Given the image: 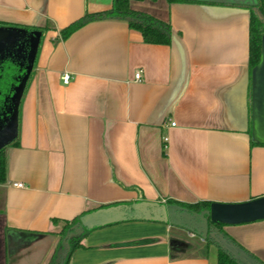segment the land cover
Returning <instances> with one entry per match:
<instances>
[{
  "label": "crops",
  "instance_id": "0c3cea01",
  "mask_svg": "<svg viewBox=\"0 0 264 264\" xmlns=\"http://www.w3.org/2000/svg\"><path fill=\"white\" fill-rule=\"evenodd\" d=\"M112 4L0 0V25L45 30L19 104L17 144L6 147L0 264H52L64 221L102 205L264 196V143L251 144L243 88L247 9L225 1L131 0L132 9L172 24L171 45L146 43L116 18L61 39L70 23ZM224 231L264 262V219L225 224ZM193 240L169 223L121 222L91 231L69 264H217V247L206 255Z\"/></svg>",
  "mask_w": 264,
  "mask_h": 264
},
{
  "label": "water",
  "instance_id": "95a60500",
  "mask_svg": "<svg viewBox=\"0 0 264 264\" xmlns=\"http://www.w3.org/2000/svg\"><path fill=\"white\" fill-rule=\"evenodd\" d=\"M235 4L253 0H233ZM43 33L38 30L6 26L0 28V60L7 54L23 53L29 56L31 65L20 78V84L6 97L8 113L0 114V149L8 146L17 138L18 110L21 97L34 69L35 59ZM243 88L247 98L246 115L250 116L253 138L264 143V39L261 61L252 70V76L245 77ZM250 105V106H249ZM264 219V196L241 203L213 202L209 209L193 211L176 203L140 199L130 203H119L98 207L80 216L71 229L67 230L58 248L54 264H62L70 249V240L80 237L85 229L105 227L127 221H154L169 223L186 229L189 233L206 240L213 238L238 259L242 264H259L251 254L233 241L225 238L211 223L241 224Z\"/></svg>",
  "mask_w": 264,
  "mask_h": 264
},
{
  "label": "trees",
  "instance_id": "16d2710c",
  "mask_svg": "<svg viewBox=\"0 0 264 264\" xmlns=\"http://www.w3.org/2000/svg\"><path fill=\"white\" fill-rule=\"evenodd\" d=\"M168 1L170 3L202 2L199 0H168ZM130 2L131 0H113L112 7L108 10L96 12V13L87 12L84 16L73 21L67 27L61 30V39L63 40L67 39L69 36H71V34H73L75 31H77L84 25L88 24L89 22L116 18V19L126 20L131 29H135L142 34L143 39L146 43L171 45L174 40L173 38L174 31L172 24L169 21L162 20L150 13L132 9ZM241 7L247 9L249 13L250 28H249L248 74L251 78L252 70L256 65L260 63L262 56V45L264 39V0H253V2L245 3V5H241ZM21 27L26 28L28 30L29 29L38 30L41 31L42 33H44L45 31L44 29H39L37 27H32L27 25H22ZM19 84H20V77H19L18 69L16 67L10 65L8 67H5L4 70L0 69V92H1L0 101H2L3 95L14 92L15 87ZM249 132L251 134V144H263L253 138L251 128ZM11 144H17V142L13 141ZM6 147L0 149V183L5 182L7 179L8 161H7ZM166 147H167V143L165 140L163 141V148L165 154H166ZM121 203H126V202H121ZM167 203H176L181 206L187 207L191 210L201 211L203 209H209L213 202L201 201L198 203H184L177 200L168 199ZM113 204H119V203H112L108 205H113ZM108 205H102L101 207ZM81 215L75 217L71 221L69 220L64 221V225L60 232V242L58 248L62 245V240L66 235L67 230L71 229V227L79 221ZM53 222L59 223V219H53ZM224 226H225L224 223H217V224L211 223V227L213 229L218 230L225 238L237 244L234 241V239H232V237L226 231H224ZM97 228H102V227L85 229V231L80 237L70 240V249L62 264H69L73 252L76 249L83 247L82 240L91 231ZM205 242L206 243L203 248V252L206 255L208 254L209 249L212 245H215L217 247L218 249L217 264H242L238 259H236L231 254L229 250L225 249L223 246L220 245V243L215 241V239L207 238ZM250 254L258 261L259 264H264V262L260 260L256 255H254L253 253ZM54 261L52 262V264H54Z\"/></svg>",
  "mask_w": 264,
  "mask_h": 264
},
{
  "label": "flooded vegetation",
  "instance_id": "af4514ba",
  "mask_svg": "<svg viewBox=\"0 0 264 264\" xmlns=\"http://www.w3.org/2000/svg\"><path fill=\"white\" fill-rule=\"evenodd\" d=\"M243 5H245V2L243 3ZM29 30L34 31V29H29ZM8 60H10L12 62V64H15V67L18 69L20 78L26 74L27 68L32 63L29 56H26V55L24 56L23 53L7 54V56L5 58L1 59L0 62L8 61ZM12 93H7V94L3 95L2 101H0V109H1L0 114L8 113L7 112L9 110L8 103L10 101H8V103H6L5 99H6V97L10 96ZM193 211H195V210H193Z\"/></svg>",
  "mask_w": 264,
  "mask_h": 264
},
{
  "label": "built area",
  "instance_id": "2783aa9c",
  "mask_svg": "<svg viewBox=\"0 0 264 264\" xmlns=\"http://www.w3.org/2000/svg\"><path fill=\"white\" fill-rule=\"evenodd\" d=\"M141 75H142V71H137L136 72V74H135V78H137V79H140L141 78ZM63 81L65 82V83H68L69 82V80H70V74L68 73V72H65L64 74H63ZM176 123L173 121L172 122V125H175ZM166 140V139H165ZM13 185L14 186H17V187H23L24 186V184L23 183H21V182H15V183H13ZM164 202H167L166 200H164ZM190 234V236L191 237H199V236H197L196 234H194V233H189ZM201 240H204L203 238H201V237H199Z\"/></svg>",
  "mask_w": 264,
  "mask_h": 264
},
{
  "label": "rangeland",
  "instance_id": "374dc122",
  "mask_svg": "<svg viewBox=\"0 0 264 264\" xmlns=\"http://www.w3.org/2000/svg\"><path fill=\"white\" fill-rule=\"evenodd\" d=\"M203 2H208V3H219V2H222V1H225V2H232L233 0H201ZM5 26L3 25H0V28H4ZM251 127H252V124H251ZM253 128V127H252ZM194 240V242L196 243H199L200 245H203V248L205 246V240H201L199 237H192Z\"/></svg>",
  "mask_w": 264,
  "mask_h": 264
}]
</instances>
